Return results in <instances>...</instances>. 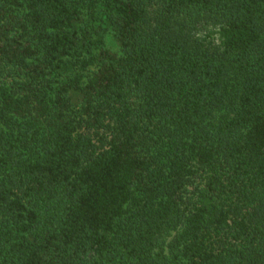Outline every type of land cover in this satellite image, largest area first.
Returning a JSON list of instances; mask_svg holds the SVG:
<instances>
[{
  "label": "trees",
  "instance_id": "trees-1",
  "mask_svg": "<svg viewBox=\"0 0 264 264\" xmlns=\"http://www.w3.org/2000/svg\"><path fill=\"white\" fill-rule=\"evenodd\" d=\"M0 264H264V0H0Z\"/></svg>",
  "mask_w": 264,
  "mask_h": 264
},
{
  "label": "rangeland",
  "instance_id": "rangeland-1",
  "mask_svg": "<svg viewBox=\"0 0 264 264\" xmlns=\"http://www.w3.org/2000/svg\"><path fill=\"white\" fill-rule=\"evenodd\" d=\"M199 34H203L202 32H200ZM205 34H206V32H205ZM203 36H204V34H203ZM218 36L217 35H215V36H213L211 39H216ZM108 43H109V46L112 48V47H114L115 49H116V47H115V43H114V41H113V39L111 38V37H109L108 38Z\"/></svg>",
  "mask_w": 264,
  "mask_h": 264
}]
</instances>
